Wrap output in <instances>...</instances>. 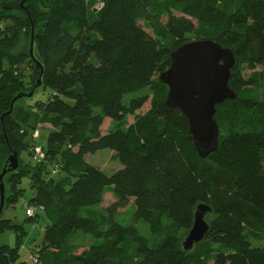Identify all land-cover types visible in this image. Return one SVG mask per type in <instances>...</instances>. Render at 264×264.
<instances>
[{
	"label": "trees",
	"instance_id": "1",
	"mask_svg": "<svg viewBox=\"0 0 264 264\" xmlns=\"http://www.w3.org/2000/svg\"><path fill=\"white\" fill-rule=\"evenodd\" d=\"M100 2L0 0V167L13 150L19 158L4 178L0 217V236L13 231L18 244L0 245V264H27L20 250L31 233L4 217L23 199L24 178L36 208L27 221L47 222L38 244L30 237L33 264H264V0ZM32 30L34 58L30 45L16 54L19 35L30 44ZM198 40L236 59V98L217 106L219 146L207 158L187 117L167 105L160 79L172 54ZM26 60L36 68L32 99L48 91L29 108L21 99L13 105L26 90ZM38 126L48 129L46 148L59 168L50 180L21 159ZM102 150L122 167L108 174L86 160ZM107 194L114 201L102 207ZM132 201L134 222L148 232L117 220ZM201 204L211 208L209 231L186 251Z\"/></svg>",
	"mask_w": 264,
	"mask_h": 264
},
{
	"label": "water",
	"instance_id": "2",
	"mask_svg": "<svg viewBox=\"0 0 264 264\" xmlns=\"http://www.w3.org/2000/svg\"><path fill=\"white\" fill-rule=\"evenodd\" d=\"M30 56L34 58V30L31 35ZM235 64L236 59L230 49L212 40H198L175 51L171 67L160 76L161 81L169 88L167 105L180 109L187 117L201 158H207L218 149L220 129L215 115L217 106L236 98V93L229 86L231 70ZM40 85L39 79L37 87ZM22 98V95H18L13 100V105ZM18 168V153L13 150L0 172V217L7 199L4 178ZM210 212L211 208L207 205L197 207L193 226L183 242L186 251L192 250L207 235L209 224L205 218Z\"/></svg>",
	"mask_w": 264,
	"mask_h": 264
},
{
	"label": "rangeland",
	"instance_id": "3",
	"mask_svg": "<svg viewBox=\"0 0 264 264\" xmlns=\"http://www.w3.org/2000/svg\"><path fill=\"white\" fill-rule=\"evenodd\" d=\"M5 29V26L1 31ZM7 29V28H6ZM10 35V34H9ZM194 37V36H192ZM194 40V38H192ZM29 36L22 33L19 35L18 45L15 47L14 52L16 54L19 53H28V47H29ZM19 74L23 77L24 85L26 90L23 92V99H21L19 102L23 105L25 108H29V103H33L35 100H46L48 98V91L43 92L39 91L37 92V95L34 99H32L29 95H34L36 89L34 87V76L36 74V68L34 64L30 60H26L22 66L19 68ZM31 109V108H30ZM31 148H29L28 152H23L21 155V159L25 163H29L31 165H37V167H41L42 172H44V177L47 180H50L53 176L58 175V165L55 166V156L48 155V148L47 147V140H48V129L45 128V126H38L35 130L32 131L31 134ZM114 153L111 150H102L99 151L96 154H91L86 157V160L90 162L91 164H94L95 166L101 168L103 171H105L108 174H112L116 170L120 169L122 166L118 161L112 160ZM55 166V167H54ZM4 166H1L2 168ZM39 167V168H40ZM39 170V169H37ZM40 170V171H41ZM20 174H27V171L21 170ZM19 181V179L17 180ZM17 183V182H16ZM20 189H23V196L22 200L17 202L15 205L8 207L5 210L4 217L7 219H12L14 223L19 224L23 226L29 233H33L32 237L35 238V244H38L44 235V229L46 227V219L42 218L37 223H31L27 221V214L25 210V203H27V200L32 195V190L29 186V180L27 178H24L22 181V184L20 186ZM114 201V198L112 194H107L105 196V202L102 204V207H106L109 204H111ZM134 205L133 201L130 203V205L120 210V215L117 217V220L121 224H135L140 229L147 231V225L143 222H134ZM148 232V231H147ZM84 240V239H83ZM84 241H88V239H85ZM32 238L30 237L27 240H24V245L21 247L20 253H21V262H26L27 264H33V262L29 258V251L31 247H33ZM18 244V239L16 236V233L13 231H7L3 235L0 236V245H9L11 247H16Z\"/></svg>",
	"mask_w": 264,
	"mask_h": 264
},
{
	"label": "built area",
	"instance_id": "4",
	"mask_svg": "<svg viewBox=\"0 0 264 264\" xmlns=\"http://www.w3.org/2000/svg\"><path fill=\"white\" fill-rule=\"evenodd\" d=\"M97 2V5L99 8H101L103 6V4L100 2V0H94ZM25 210H26V214L29 216V217H33L35 216L36 214V208L33 207V206H30L28 205V203H25ZM35 261H37V258L36 257H33Z\"/></svg>",
	"mask_w": 264,
	"mask_h": 264
},
{
	"label": "crops",
	"instance_id": "5",
	"mask_svg": "<svg viewBox=\"0 0 264 264\" xmlns=\"http://www.w3.org/2000/svg\"><path fill=\"white\" fill-rule=\"evenodd\" d=\"M30 235H31L30 237H32L33 233H32V234H30Z\"/></svg>",
	"mask_w": 264,
	"mask_h": 264
}]
</instances>
